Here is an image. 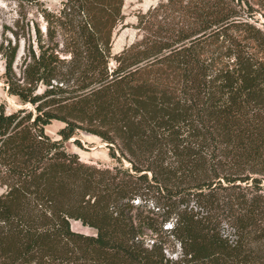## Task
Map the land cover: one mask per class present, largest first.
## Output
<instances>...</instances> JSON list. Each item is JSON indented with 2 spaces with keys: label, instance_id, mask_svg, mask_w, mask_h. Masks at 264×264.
I'll return each mask as SVG.
<instances>
[{
  "label": "trees",
  "instance_id": "16d2710c",
  "mask_svg": "<svg viewBox=\"0 0 264 264\" xmlns=\"http://www.w3.org/2000/svg\"><path fill=\"white\" fill-rule=\"evenodd\" d=\"M252 4L194 1L191 33L115 55L124 0H65L44 13L47 42L29 44L20 75L17 46L0 44L7 90L28 105L0 103V264H264V29ZM53 120L60 139L45 130ZM78 130L106 142L111 165L65 147Z\"/></svg>",
  "mask_w": 264,
  "mask_h": 264
},
{
  "label": "rangeland",
  "instance_id": "374dc122",
  "mask_svg": "<svg viewBox=\"0 0 264 264\" xmlns=\"http://www.w3.org/2000/svg\"><path fill=\"white\" fill-rule=\"evenodd\" d=\"M64 1L0 0V44L2 42L6 44V41L10 39L12 45L17 46L13 65L15 74H21L26 48L29 44L33 43L36 46L35 40L40 36L47 42V21L44 13H57ZM194 1L197 0H124L125 17L113 35V54L119 55L132 44L138 47L135 52L143 49L142 43L148 44L149 47L153 45L164 47L177 40L178 32L191 33L195 30V19L190 9ZM250 2L254 3L252 7L256 11L255 18L258 20V25L264 29V6L262 5L264 2L262 0H250ZM201 34L193 35L183 42L188 43L190 39ZM56 40L61 42V37ZM140 42H142L141 46ZM183 42H177L176 46ZM60 56L70 57L66 53H60ZM153 57L140 62L139 65L145 64ZM110 64L115 66V61L112 60ZM4 70V59L0 54V103H4L9 111L28 106L8 92L3 77ZM64 126V122L53 120L45 127V130L51 137L60 139L59 130ZM64 145L69 151L78 153L81 160L87 164L106 167L113 162L106 142L99 136L84 130H78L73 137L64 141ZM3 191L4 187L0 186V193ZM72 228L84 233L95 232L94 229L78 221L72 222Z\"/></svg>",
  "mask_w": 264,
  "mask_h": 264
}]
</instances>
